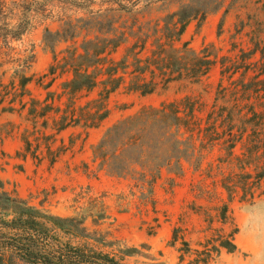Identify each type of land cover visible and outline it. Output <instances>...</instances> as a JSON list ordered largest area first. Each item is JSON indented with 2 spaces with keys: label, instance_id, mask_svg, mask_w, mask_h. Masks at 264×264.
<instances>
[{
  "label": "trees",
  "instance_id": "obj_1",
  "mask_svg": "<svg viewBox=\"0 0 264 264\" xmlns=\"http://www.w3.org/2000/svg\"><path fill=\"white\" fill-rule=\"evenodd\" d=\"M101 1L108 7L89 12V19L67 21L57 32L46 30L44 44L54 60L38 80L47 92L44 100L33 98L28 90L33 82L28 75L33 56L17 59L24 69L15 71L11 87L20 90L21 108H16L13 99L6 107L4 97L0 98L1 114L21 116L28 112L25 121L32 129L25 131V151L17 156L23 160L29 154L36 161L41 158L39 148L29 151L30 135L45 137L53 145L57 136L69 129H82L87 137L110 118L109 101L121 90L144 98L155 94L160 86H197L220 66L216 97L204 115L203 104L192 97L144 107L110 128L93 153L94 161L100 163L99 171L131 178L147 190L142 195L144 200L153 197L163 171L181 177L188 164L194 173L206 176L207 181L192 188L195 198L204 204L194 201L189 207L203 218L204 237L196 244L197 249L183 241L178 251L181 262L189 257V264H211L223 251L232 253L237 249L239 229L232 205L264 197V63H251L255 50H240L248 57L249 63H243L237 57H219L214 44L196 51L184 40L193 22L201 30L210 15L224 8L221 0H190L177 12L155 20L147 16L152 15L155 3L166 0H149L140 9L142 0ZM164 10L162 6L157 11ZM10 22L11 2L0 0V57L9 60L11 53H5L1 44L8 46L11 38L21 40L30 28L23 23L11 30ZM246 28L244 24L237 28L236 35ZM83 31L87 34L79 42ZM222 31L223 24L219 26V37ZM91 35L93 39H89ZM63 43L71 45L58 55L56 48ZM236 48L233 44L231 51ZM251 72L256 75L249 78ZM63 79L61 92H50L56 81ZM94 93L95 99L78 106L80 100ZM24 97L29 101L22 100ZM49 130L55 134H49ZM53 145L47 147L51 164L67 150L64 142L57 148ZM215 153V159L208 162ZM83 200L80 195L75 202ZM100 200L88 197L82 214L62 217L31 205L0 181V264H131L148 258L144 252L149 251L147 246H129L112 230L104 229L111 218ZM181 233V228L174 229V246L181 240Z\"/></svg>",
  "mask_w": 264,
  "mask_h": 264
},
{
  "label": "rangeland",
  "instance_id": "obj_2",
  "mask_svg": "<svg viewBox=\"0 0 264 264\" xmlns=\"http://www.w3.org/2000/svg\"><path fill=\"white\" fill-rule=\"evenodd\" d=\"M7 1L11 2V30L23 23L30 26L21 40L11 38L8 46L1 44L5 53H11V60L0 57V64L3 63L0 68V98L4 97L6 107L13 99L16 108L20 109V90L11 87L15 71L24 69L22 63H17V59L23 61L33 56V63L28 70L33 82L28 90L33 98L44 100L47 92L39 86L38 80L54 60L52 51L44 44L46 30L57 32L65 22L89 19V12L105 10L108 6H102L101 0H95L93 3H88L87 0ZM148 1L142 0L137 9L144 7ZM189 1L155 0L157 3L153 6L152 15L147 16V19L155 20L175 13ZM221 1L224 2V8L219 13L210 15L201 30L197 28L198 23L193 22L188 27L184 40L196 51H200L204 45L214 44L219 57H237L243 63L248 62V57L240 50L246 53L255 50L256 55L252 57L251 63L260 61V64H263L264 0ZM162 6H165V10L158 12ZM221 24L223 31L219 37ZM243 24L247 25V28L243 33L236 35V29H240ZM86 34V31L82 32L79 42H82ZM93 37L91 35L89 39ZM233 44L237 45V48L231 51ZM70 45L71 43L58 45L56 53L59 55ZM220 73V66H217L201 85L172 84L166 89L160 86L155 94L144 98L121 90L109 101L110 118L100 128L91 130L87 137L82 129H70L59 134L53 145L40 135L28 136L30 153L39 148L38 154L41 158L37 161L31 154L26 161L17 156L20 150L25 151L22 142L25 131L32 129L31 124L25 121L28 112L25 111L21 116H0V136H11L5 142L0 141V181L8 191L17 192L19 197L28 200L31 205L62 217L82 214L86 209L88 197L99 198L111 218L104 229L112 230L119 240L129 246L145 245L149 249L148 252L144 251L149 255L148 258H139L131 264H189V257L181 262L178 250L183 248V241L188 242L192 249H197L196 244L204 237L201 232L206 228V224L203 218L194 215L189 207L194 201L204 204L195 198L196 193H193L192 188L204 180L207 181L206 176L194 173L188 164L185 165L186 173L181 177L163 171L161 179L155 185L153 197L144 200L142 195L147 194V190H142L131 178L112 177L106 171H99L100 163L94 161L93 153L110 128L119 121L136 115L144 107H159L163 103L192 97L199 99L203 104L204 115L216 97ZM255 75L256 73L251 72L249 78ZM238 78L239 76L236 77ZM63 81L64 79L56 81L50 92L60 93L59 87ZM224 84L227 85L228 82L225 81ZM96 97L97 93H94L90 98L80 100L78 106L84 107ZM22 100L28 102L29 98L24 97ZM57 106L64 108L59 103ZM48 133L55 134L51 130ZM62 142L67 150L55 164H51L47 147L51 144L57 148ZM217 154L215 153L214 158L208 157L207 161L212 162ZM80 195L85 200L77 204L75 201ZM232 212L235 225L239 229L235 238L237 249L232 253L223 251L211 264H264V197L253 203L236 201L232 205ZM176 228H181L182 233L181 240L174 246L172 238Z\"/></svg>",
  "mask_w": 264,
  "mask_h": 264
},
{
  "label": "crops",
  "instance_id": "obj_3",
  "mask_svg": "<svg viewBox=\"0 0 264 264\" xmlns=\"http://www.w3.org/2000/svg\"><path fill=\"white\" fill-rule=\"evenodd\" d=\"M186 35V34H185ZM16 116V115H18V116H20L19 114H10V113H4V114H1L0 113V116L1 117H4V116ZM70 130V129H69ZM90 133V132H89ZM10 135H6V136H0V141L1 142H5V141H7L8 139H10ZM22 151L20 150V152H18V153H21ZM18 155V154H17ZM27 159H29V156L26 158V160ZM23 160V159H22ZM26 160H23V161H26Z\"/></svg>",
  "mask_w": 264,
  "mask_h": 264
}]
</instances>
